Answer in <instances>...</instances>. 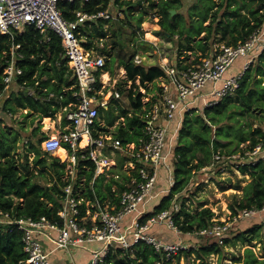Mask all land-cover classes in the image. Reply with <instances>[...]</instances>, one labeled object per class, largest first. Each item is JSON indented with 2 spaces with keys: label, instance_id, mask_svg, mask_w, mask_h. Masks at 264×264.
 Segmentation results:
<instances>
[{
  "label": "trees",
  "instance_id": "obj_1",
  "mask_svg": "<svg viewBox=\"0 0 264 264\" xmlns=\"http://www.w3.org/2000/svg\"><path fill=\"white\" fill-rule=\"evenodd\" d=\"M111 1L61 0L59 8L66 20L74 21L77 11L87 14L106 12ZM113 3L117 8H124L125 17L117 20L109 29L111 49L108 50V43L98 49L105 56L107 65L96 75L97 78L104 72L114 75L115 62H118L119 67L123 66L127 80L132 85L128 90L119 88V91L121 96L126 93L132 111L123 108L118 101H113L118 107L112 106L111 102L107 107H100L93 137L103 136L107 139L112 134L121 140L124 148L132 143L139 145L145 138V122L142 118L146 112L144 108L150 109L159 95L153 96L147 104L143 100L153 92L149 84L165 75L160 66L135 63L140 46L154 48L139 38L140 33L144 32L142 25L145 22L158 25L159 35L174 43L179 69L201 63L216 44L237 46L246 42L256 31L264 29V0H196L189 7L185 0H114ZM171 11H176V14L172 15ZM106 22L104 19H98L95 23L89 21L93 28L81 29L82 36L91 38L83 43L85 48L92 47V39L107 35ZM14 45H21L17 67L22 73L15 76L12 84L15 87L10 97L5 98L0 105V113L16 116L23 110L29 111L22 114L24 119L17 121L16 127L4 125L0 119V212L10 213L12 218L30 217L38 220L45 217L51 222H61L59 211L66 198L65 188L72 181L66 178V164L43 150L42 142L47 136L40 121L75 102L77 79L64 57L61 39L53 32L42 34L30 26L22 33H16L15 40L4 36L0 41V99L6 92L4 72ZM252 53L255 54L254 61L240 77L239 86L233 93L224 96L213 107L195 108L184 115L174 149L172 187L152 211L140 218V224H145L163 211H170L179 232L189 236L190 243L196 244L191 245L190 251L180 252L176 259L182 256L189 259L197 254L198 259L207 261L209 256L215 254L221 256L222 262L226 256L224 247L240 244L244 246L243 254L236 257L233 264H264L262 219L243 231L233 233L234 227L221 245L213 236L200 234L214 224L212 209L205 207L206 203L199 202L201 210L194 212L186 205L187 200L196 197V192H192L191 188L195 179L204 168L211 165L217 153L229 156L243 151L245 146L251 149L264 142V50L260 51V47H257ZM238 59L236 61L240 62L243 57ZM246 63L242 64L238 75ZM137 80L140 82L137 83ZM101 86L99 82L98 87ZM157 88L162 94L163 88ZM117 109L120 113H116ZM38 118L40 120L35 126ZM28 120H31L33 127L31 131L25 126ZM115 125L113 130L116 131L113 132L110 128ZM30 154L34 155L33 158ZM116 160V173L120 174L121 179L103 175L94 182V164L90 161L81 162L80 172L73 182L74 190L78 188L75 194L82 191L89 202L118 203L117 195L126 189L124 183L129 181V177L122 172L128 157L116 151ZM239 171L250 176V181L244 186L242 197L233 196L228 220L239 216L243 210L264 207V161L244 163ZM115 185L116 189L113 190ZM239 187L240 184L236 188ZM179 200H182L180 207ZM81 213H86L85 205ZM202 238L214 241L201 245L199 240ZM258 244L261 251H257ZM162 258V253L145 242L135 244L128 251L117 244L111 247L103 264H156ZM0 264H27L22 232L16 225L0 223Z\"/></svg>",
  "mask_w": 264,
  "mask_h": 264
},
{
  "label": "built area",
  "instance_id": "obj_2",
  "mask_svg": "<svg viewBox=\"0 0 264 264\" xmlns=\"http://www.w3.org/2000/svg\"><path fill=\"white\" fill-rule=\"evenodd\" d=\"M60 1L0 0V41L4 36L15 40L16 33H22L30 26L42 34L53 32L61 39L64 57L77 79L75 102L62 110L69 122V128L59 130L56 137L46 138L42 142L44 151L66 164V178L72 181L65 188L66 198L59 211L62 221L51 222L45 217L38 220L30 217L12 218L10 213L0 212V223L16 225L22 232L27 264H55L51 260L52 251L47 249L41 240L42 237L52 242L55 250L85 248L88 244H99L100 248L91 251L92 256L87 264H103L111 247L117 244L128 251L139 242H145L157 252L162 253L164 258L156 264H172L180 252L190 251L192 246L184 241L169 243L150 233L155 224H162L181 235L169 210L163 211L145 224H140V218L146 212L139 211L140 207L145 206L153 197L159 171L166 164V150L172 139L171 124L179 114V122L173 129L176 132L175 140H177L184 115L196 108L189 99L196 98L197 92L208 83L222 81L225 73L238 58L249 57L257 47H260V51L264 50V29L256 31L246 42L239 43L237 46L216 44L210 55L201 63L187 69H179L177 63L167 65L166 73L174 88L171 89L169 84L163 85V93L158 94V100L151 105L150 109L144 108L146 112L142 118L145 122V138L139 145L132 143L124 148L121 140L116 139L112 134L108 135L107 139L103 136L93 137L96 121L100 117V107H106L111 99H120L121 94L115 90L109 101L105 99L104 90L107 87L103 85L101 76L97 78L96 73L106 67L107 60L105 56L85 48L79 37V31L85 20L109 19L110 15L104 12L86 14L77 11V19L69 21L63 17L59 8ZM20 48L21 45H14L11 48V59L4 72L5 91L13 84L15 76L22 73V70L17 67V55H21L18 52ZM157 52L160 56L167 58L160 47L158 51H154V54H158ZM143 57L137 55L135 63L142 64ZM253 61L254 59L248 61L238 76L225 80L222 88L214 89L212 91L214 99L206 103L203 108L213 107L224 96L233 93L239 86L240 77ZM99 82L102 84L100 88ZM31 93L34 92L31 91ZM85 138L88 141L87 145H83ZM60 149H64L65 159L55 156ZM116 151H121L128 157L123 171L129 177V181L124 183L126 189L117 195L118 203L89 202L82 191L78 195L75 194L78 188L74 190L73 182L80 172L81 162L90 161L94 164L93 182L103 175L107 178L121 179L120 174L113 173L114 168L117 167ZM260 161H264V142L229 156L219 152L214 156L211 165L204 168L202 172L213 169L224 171L227 163L236 165V169L239 170L244 163L256 164ZM171 177L169 181L173 184ZM197 180L198 178L195 179V183ZM115 189L116 187L113 188ZM83 205L86 206L84 215L81 213ZM134 213L142 215L138 219L135 218L133 224L123 231L122 222ZM262 213H264V207L243 210L239 216L233 217L230 221L213 220L214 224L200 234L213 236L223 245L224 237L235 223L243 218L258 217ZM261 219L264 221L263 217ZM54 233L56 236H52Z\"/></svg>",
  "mask_w": 264,
  "mask_h": 264
},
{
  "label": "crops",
  "instance_id": "obj_3",
  "mask_svg": "<svg viewBox=\"0 0 264 264\" xmlns=\"http://www.w3.org/2000/svg\"><path fill=\"white\" fill-rule=\"evenodd\" d=\"M113 2H114V0L111 1L109 9L106 12H104L106 14H109L110 15V18L109 19H106V18H98V19H104V20L107 21L105 23V25H104L105 26V32H107V35L104 38H95V39H92V47L89 50L94 51L97 54H100L98 49L103 48L104 44H107L108 43V50L111 49V46H110V43H109V41H110L109 29H110V27L112 25H114L115 22H117V20L123 19L125 17L124 8H117V6H114V3ZM98 19H87V20H85V22L81 26V29L83 27H88V29H92L93 26H92V24H89V21L91 23L92 22L95 23ZM147 23L148 22H145L142 25V29H143V26H146L147 25ZM81 29L79 31V37L82 39L83 43H86L88 41V39L91 40V38H88L87 36H82ZM143 31H144V29H143ZM159 31H160V29L158 31H155V34H156L157 37H161L162 38V36H160L159 33H158ZM139 38H140V40L147 41L148 43H150V44H152L154 46L153 50L149 49V46H140L138 48V55L144 56L143 57L144 60L142 61V64H144L146 66H153V65L160 66V67H162L164 69V72L166 73V67H167V65H171V64L173 65V64L177 63L178 60H173L172 57L164 58L163 56H160L159 55L160 63H157V64H149L148 63V59H150V57L153 56V55L156 56V54H154V53L153 54H149L148 53V55H147V50L149 52L156 51V49H158L159 45L155 44L154 41H149V40L144 39V37H141L140 36ZM97 45H99L100 47H97ZM117 50L118 49H116L115 52H117ZM141 50H144L145 51V52H142L144 54H141L140 53ZM100 55H102V54H100ZM105 55H107V54H105ZM253 55H255V54L252 53V55H250V57H244L245 59L243 58L242 61H240V62H237L239 60L238 59L228 69V71L225 73L224 79L222 81H219L217 83L210 82L201 91H198L197 94H196L197 95L196 98L195 97H192V98L189 99V101L192 102L193 107H197V106H203L204 107V105L206 103H208L211 100H213L214 97L212 95V91L214 89H220V88H222L225 85V80H228L230 78L236 77L238 75L239 69L242 66V64H244V62H246V61L248 62L251 59H254ZM137 65H140V64H137ZM114 67H115V72L119 71L120 74H121L120 76H121L122 79L119 78V80H124L123 82H124V84H126L125 87L127 88V90L130 89L131 88V85H132V82L127 80L126 69L123 66H120L119 67L118 62H115L114 63ZM165 75L167 76V73ZM106 76L108 77V79H107ZM101 79L103 80V83H104L103 85L105 87H107L108 85H112L113 84V87L116 86V89H117V86L119 84L118 83L119 80H115L114 81V79L111 78V72H104V73H102L101 74ZM108 81H110V82L108 83ZM169 81H170V79H169ZM139 82L140 81L137 80V83H139ZM155 82L157 83V87H161L162 88L163 85L169 84V86L171 87V89L174 88L173 87V84L171 82L168 83L166 80L163 79V77L158 78ZM141 89H143V88H141ZM8 91L9 90H7L5 92V94L3 95L2 98L5 99L4 96L6 95V93ZM116 91H119V90H116ZM158 94H159V91L156 94L154 92H152V95H158ZM10 95L11 94H10V91H9V94L7 95V98H9ZM122 97L123 96H121V98ZM144 103L147 104V103H149V101L147 100V102H144ZM28 111L29 110H23V111H21L19 113H21V114L25 113L26 114V113H28ZM177 116L179 117V114H177ZM9 117L10 118H15L16 116L15 117L14 116H9ZM178 117L171 124L170 131H171V134H172V139H171L170 145L167 147V150H166V158H167L166 159V164L164 166H162V168L159 171L158 181H157L156 187L154 189L153 197L151 198L152 201L155 200V199H157L158 197H160V200H161L166 194H168V192L170 191V189L172 187V184L170 183V181H169L168 178H170L171 176L173 177V169H174L173 163L174 162L172 160H173V157H174V149H175V145H176V140H175L176 132H174L173 129L176 127V123L178 124V122H179ZM39 120H40V118H38L37 121L35 122V124H34L35 126H36V124L38 123ZM40 123L43 126L42 127V130L46 134V136H47L46 138L47 139L50 138V137H52V138L56 137L57 136V132L59 130H63V129L66 130V129L69 128V122L66 120L65 114L62 111L61 112L59 111L57 114H55L52 117H43V119L40 121ZM116 125H118V122L116 123ZM116 125L113 126V128H110V129L113 130L116 127ZM25 126L29 129V131H31L33 129V127L31 126V120H28L27 121V124H25ZM61 150H64V149H61ZM64 154H65V157H66V153H63L62 151H60V152H57L55 156H59L61 158H65L63 156ZM174 159H175V157H174ZM117 164H118V162H117ZM117 164H116V166H117ZM116 172L117 171L114 168L113 173L114 174H119V173H116ZM122 172H124V171L122 170ZM172 177H171V181H173ZM165 183L167 184V186L165 185ZM115 187H116V185H115ZM147 204L145 206H142L141 210H143V207L146 208L147 207ZM147 212H148V210L146 211V213ZM139 217H140V214H138V213L137 214L134 213V214H131V215L127 216L124 219V221L122 222L123 231L127 227H129V226H131L133 224V221H134L135 218L138 219ZM152 228L150 230V233L151 234L156 235L158 238H162V239H164L165 241H167L169 243L184 241L182 234L178 236L176 233L173 232V230L169 229L168 227H167V229L168 230H171L172 234H170L167 230L157 229V228H160V227H157V228H154V229H152ZM163 228H165V227H163ZM161 231H165L166 234L165 235L162 234ZM52 236H56V233L52 234ZM41 240L45 244V246L47 247V249L52 251V253H51V260L55 264H87L90 261L91 256H92L91 251L100 248V245L99 244L92 243V244L86 245L85 248L84 247H73L70 250H66V249H56L55 250V246L52 244V242L47 241L43 237H42ZM95 245H97L96 246L97 248L95 247ZM90 247H92L93 249L90 250Z\"/></svg>",
  "mask_w": 264,
  "mask_h": 264
},
{
  "label": "rangeland",
  "instance_id": "obj_4",
  "mask_svg": "<svg viewBox=\"0 0 264 264\" xmlns=\"http://www.w3.org/2000/svg\"><path fill=\"white\" fill-rule=\"evenodd\" d=\"M185 1L188 3V7H189L196 0H185ZM143 29H144L143 34L140 33L139 36L144 37V39H146V40L154 41L155 44L159 45L161 51L165 53V56L172 57L173 60H177L176 55H175V51L173 50V44L174 43L172 41H170L169 39H166V38H163V37L161 38V37H157L156 36L155 31H158L160 29L159 26L155 25L154 23L148 22L146 26H143ZM214 47H215V45H214ZM150 48H151V46H149V49ZM151 50H153V49H151ZM156 50L158 51V49H156ZM142 52H145V51L141 50V52H140L141 54H144ZM148 53L149 54H153L154 51L149 52L147 50V55H148ZM157 53L158 54H156V56L153 55V56L150 57V59H148V63L149 64L160 63V58H159L160 53L159 52H157ZM120 75H121L120 72L117 71V72H115L114 75H113V73H111V78H113L114 80H119V78L122 79ZM163 79L166 80L168 83H170V81H169V79H168V77L166 75L163 76ZM123 81L124 80H119L118 81L119 84L117 86V89H116V86L113 87V84L112 85H108L107 88L104 90L105 99H108V101H109L111 99V97H112V91L119 90V88H121L123 90H127V88L125 87L126 84H124ZM14 87H15V85H12V86L9 87L8 90L10 91V94H11L12 90L14 89ZM149 87L153 90V92L155 94L158 93V90L156 88L157 87V83L156 82H153L152 85L149 84ZM9 91L4 96L5 98H7V95L9 94ZM141 91L144 92L143 89H141ZM153 96H155V95H152V93L151 94H147V96L144 98L143 101L144 102H147V100L151 101ZM5 100L6 99L1 98L0 99V105L2 103H4ZM113 101H118V103L120 102V105L123 108L128 109L130 112L132 111L131 106H130V102H129V100L126 97V93H124L123 97L118 99V100H113V99L110 100L112 106L117 105ZM117 107H118V105H117ZM196 108L203 109V106H197ZM116 113H120V111L117 109ZM0 119H2L4 121V125L10 124V125L16 127L17 126L16 122L17 121H22L24 118H23L21 113L17 114L15 118H10L6 114L0 113ZM114 131H116V130H113V132ZM242 146H245V145H242ZM243 149H247V146H245ZM33 156H34L33 154H30L31 158H33ZM174 157H173L172 161L175 163ZM63 159H65V158H63ZM174 163H173V167H174ZM236 168H237L236 165L231 164V163H227L226 166L224 167V171L218 170V169H213V170H210V171L206 170L207 172H205V171L201 172L202 174H199L197 176L199 181L197 180L196 183H193V186L191 187L192 188V192H196V194H195L196 197H193L192 199H190V201H188V200L186 201V205L188 206L189 210L190 211H194V212L197 211V210H201L198 207V204H199V202H204V203H206L205 207H209L214 212L213 220L220 221V222L230 221V220H228V216L231 214L229 206L233 202V196L234 195H238V198L242 197L243 188L250 181V176L241 173ZM199 184H200V186H198ZM239 184H240V187L236 188L237 185H239ZM165 185L167 186L166 183H165ZM159 202H160V197H158L157 199H155L153 201L151 200L147 204L146 208L143 207V210H141V208H142V206H141L139 211L141 210L143 213H145L148 210L150 212V211H152L154 209V207ZM181 202H182V200L178 201L179 207L181 205ZM260 216L264 218V213L260 214ZM260 216L243 218V219L239 220L237 225H234L230 229V231L227 232V234L229 235V233L231 231H233L234 227L235 228H234L233 233L248 229L249 227L254 225V222L262 221ZM157 227H160V228H157ZM163 227H165V228H163ZM167 227H168L167 225L155 224L152 229H154V228L164 229V230H167L170 234H172L171 230H168ZM161 232L164 235L166 234L165 231H161ZM173 232L176 233L175 231H173ZM233 233H231L230 236H232ZM228 235L225 236V237H228ZM189 238L190 237L187 236V235L183 236V239H184L185 243L188 244L189 246H191L194 243L193 242L190 243L188 241V240H190ZM215 240H217V239L215 238ZM213 241L214 240H212V239L211 240L209 239V241H208L206 238H204V239L202 238V239L199 240V243L201 245H204V244H207V243H210V242H213ZM194 245L196 246V244H194ZM197 245H198V243H197ZM96 246L97 245H95V247ZM92 249L93 248L90 247V250H92ZM224 251L226 252V256L223 258L222 262L220 260L221 256L219 257V255L213 254V255L209 256V258H207L208 259L207 261H202V260L198 259V255L197 254L196 255L194 254L189 259L185 258L184 256H182L180 259H175L172 262V264H233V260L236 257L241 256L243 254L244 246H242L240 244H238L237 246L227 245V246L224 247ZM257 251H261L260 244H258ZM262 255H264V252H262Z\"/></svg>",
  "mask_w": 264,
  "mask_h": 264
},
{
  "label": "bare ground",
  "instance_id": "obj_5",
  "mask_svg": "<svg viewBox=\"0 0 264 264\" xmlns=\"http://www.w3.org/2000/svg\"><path fill=\"white\" fill-rule=\"evenodd\" d=\"M103 75H104V74H103ZM104 76H105V75H104ZM106 77H107V76H106ZM107 79H108V77H107ZM104 82H105V81H104ZM50 126H51V125H50ZM49 128H50V127H49ZM87 143H88L87 138H85L84 141H83V145H87ZM60 151H62L63 153H65L64 150H61V149H60ZM60 151H58V152H60ZM61 154H62V153H61ZM63 156L65 157V154H64Z\"/></svg>",
  "mask_w": 264,
  "mask_h": 264
},
{
  "label": "water",
  "instance_id": "obj_6",
  "mask_svg": "<svg viewBox=\"0 0 264 264\" xmlns=\"http://www.w3.org/2000/svg\"><path fill=\"white\" fill-rule=\"evenodd\" d=\"M172 15H175L176 14V11H171Z\"/></svg>",
  "mask_w": 264,
  "mask_h": 264
}]
</instances>
